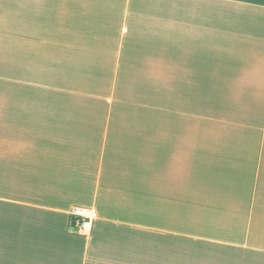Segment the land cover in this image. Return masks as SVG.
Listing matches in <instances>:
<instances>
[{
    "label": "crops",
    "instance_id": "crops-1",
    "mask_svg": "<svg viewBox=\"0 0 264 264\" xmlns=\"http://www.w3.org/2000/svg\"><path fill=\"white\" fill-rule=\"evenodd\" d=\"M0 264H264V0H0Z\"/></svg>",
    "mask_w": 264,
    "mask_h": 264
},
{
    "label": "built area",
    "instance_id": "built-area-1",
    "mask_svg": "<svg viewBox=\"0 0 264 264\" xmlns=\"http://www.w3.org/2000/svg\"><path fill=\"white\" fill-rule=\"evenodd\" d=\"M72 228L77 235L91 237L94 222L98 216L97 209L90 206L76 205L72 207Z\"/></svg>",
    "mask_w": 264,
    "mask_h": 264
}]
</instances>
